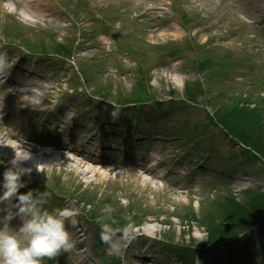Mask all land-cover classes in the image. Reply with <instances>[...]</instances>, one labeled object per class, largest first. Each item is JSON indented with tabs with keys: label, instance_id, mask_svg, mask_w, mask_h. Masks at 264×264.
Segmentation results:
<instances>
[{
	"label": "rangeland",
	"instance_id": "374dc122",
	"mask_svg": "<svg viewBox=\"0 0 264 264\" xmlns=\"http://www.w3.org/2000/svg\"><path fill=\"white\" fill-rule=\"evenodd\" d=\"M16 44L48 53L72 44L73 52L59 66L31 62L20 84L0 81V168L25 137L67 140L64 151H91L109 171L78 176L85 167L57 153L22 162L28 182L63 194L46 193L37 207L70 208L71 234L79 224L87 231L82 244L45 264H264V0H0V48L16 59L25 52ZM196 59L207 66L198 70ZM102 92L145 102L109 109L98 103ZM127 128L126 142L114 139ZM227 130L255 155L243 154ZM124 143L120 161L105 157ZM150 149L156 158L143 162ZM135 161L159 162L147 172ZM87 217L122 233L100 243ZM27 218L16 214L9 229ZM251 225L257 244L249 253L240 239L233 252L208 244L240 238Z\"/></svg>",
	"mask_w": 264,
	"mask_h": 264
},
{
	"label": "clouds",
	"instance_id": "9594fccd",
	"mask_svg": "<svg viewBox=\"0 0 264 264\" xmlns=\"http://www.w3.org/2000/svg\"><path fill=\"white\" fill-rule=\"evenodd\" d=\"M28 159L29 155L15 153L7 170L0 174V202L15 197L19 201L17 215L28 217L17 231L0 224V264H42L43 258L50 260L73 247L68 225L74 226L76 220L70 208L49 212L37 207L38 201L31 191L18 195V189L25 187L21 176L31 172V168L22 166ZM111 211L108 207L103 210L106 214ZM96 222L100 227V239L108 242L112 229L100 217Z\"/></svg>",
	"mask_w": 264,
	"mask_h": 264
},
{
	"label": "bare ground",
	"instance_id": "6f19581e",
	"mask_svg": "<svg viewBox=\"0 0 264 264\" xmlns=\"http://www.w3.org/2000/svg\"><path fill=\"white\" fill-rule=\"evenodd\" d=\"M31 139H28L26 141H23L22 139L18 140L17 144V151L16 152L20 155H29V161L31 163H34V157H39L40 155L45 157L42 159H45L47 161H50V158L53 157L54 153H57L61 156H64L66 161L76 162L77 166L85 167L84 170L77 169L76 171L78 173V176L84 175L92 172L97 173L100 177H107L109 175L108 169H104L103 166L95 165V163H98L97 160L90 155L89 152L85 153L84 151H79L78 149L72 148V150L64 151L62 144H58L57 149L54 151H50L46 148H40L37 144L32 143L30 141ZM39 143L46 144V141H38ZM9 146V144H8ZM4 148V145L2 146ZM33 153V154H32ZM67 157V158H66ZM54 160V159H53ZM102 164V163H101ZM146 171H152L151 169L145 168ZM9 206V204H7ZM8 211V208H6V212ZM154 228V227H153ZM152 227L149 229H153ZM78 237V236H77ZM143 262H140L142 264Z\"/></svg>",
	"mask_w": 264,
	"mask_h": 264
},
{
	"label": "trees",
	"instance_id": "16d2710c",
	"mask_svg": "<svg viewBox=\"0 0 264 264\" xmlns=\"http://www.w3.org/2000/svg\"><path fill=\"white\" fill-rule=\"evenodd\" d=\"M56 46H60V48H62V45H56ZM29 48H32L30 45L28 46ZM36 50H38V51H41V52H43V53H45V49H44V46L42 47V49L40 50V49H38V48H36ZM207 66V65H206ZM239 139V138H238ZM240 140V139H239ZM240 141H242V140H240ZM243 142V141H242ZM245 144V143H244ZM246 145V144H245ZM246 146H249V145H246ZM250 148H252V149H254L255 147H253V145H250L249 146ZM256 149V148H255ZM257 150V149H256ZM253 225H251L250 227H252ZM235 238V237H234ZM231 239V238H230ZM219 241V240H218Z\"/></svg>",
	"mask_w": 264,
	"mask_h": 264
}]
</instances>
